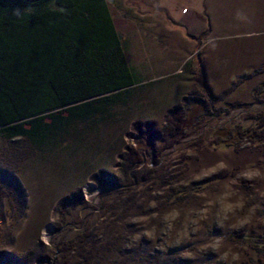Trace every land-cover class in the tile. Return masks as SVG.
<instances>
[{"label":"rangeland","instance_id":"374dc122","mask_svg":"<svg viewBox=\"0 0 264 264\" xmlns=\"http://www.w3.org/2000/svg\"><path fill=\"white\" fill-rule=\"evenodd\" d=\"M137 4H109L119 31L122 9L134 7L139 13ZM194 65L196 70L202 66L210 88L226 81L209 74L207 66L218 69L216 61L203 58ZM232 80L226 91L211 97L198 92L193 81L187 95L199 94L205 101L209 115L204 124L168 149L158 138L156 152L143 153L127 175L117 165L125 149L135 147L131 125L150 122L141 117L139 102L125 104L113 95L54 112L26 134L0 129V264H264V251L244 238L264 236V176L251 181L240 176L247 169L264 173V138L236 148L211 144L216 125L257 126L264 116V90L256 96L252 90L264 81V73ZM225 103L239 106L213 120L211 114ZM162 124L156 122L154 130ZM101 171L114 187L96 186L93 177ZM226 186L247 200L243 212L228 219L221 215L219 200ZM76 194L82 195V205L56 212L59 201ZM252 206L251 221L240 225L239 218ZM229 250L240 255L238 262L222 259Z\"/></svg>","mask_w":264,"mask_h":264},{"label":"trees","instance_id":"16d2710c","mask_svg":"<svg viewBox=\"0 0 264 264\" xmlns=\"http://www.w3.org/2000/svg\"><path fill=\"white\" fill-rule=\"evenodd\" d=\"M111 21L105 0H0V129L26 134L54 112L89 105L106 93L131 85ZM261 72L264 62L256 70ZM194 86L198 92L213 95L200 65ZM262 90L264 81L253 88L252 95ZM205 105L202 96L189 94L166 112L160 130H154L153 122L132 124L136 144L120 156L119 172L127 175L141 163L143 153H155L158 138L163 149L179 145L189 129L196 131L204 124L209 115ZM237 105L225 103L211 114L212 119L220 121ZM212 138L216 148H236L244 141L257 144L264 138V116L254 128L216 125ZM93 180L105 190L115 186L102 171ZM2 197L0 191V200ZM83 203L81 194L66 197L59 201L56 212ZM244 238L256 250L264 251V236Z\"/></svg>","mask_w":264,"mask_h":264},{"label":"crops","instance_id":"0c3cea01","mask_svg":"<svg viewBox=\"0 0 264 264\" xmlns=\"http://www.w3.org/2000/svg\"><path fill=\"white\" fill-rule=\"evenodd\" d=\"M134 1L140 11L124 7L119 31L109 8L113 0H105L131 85L98 98L115 95L125 104L139 102L141 117L156 123L190 93L194 63L203 58L218 63L214 71L207 66L212 77L226 79L210 84L214 95L226 91L232 79L242 74L264 73H256L264 62V0ZM206 30L210 31L207 37ZM133 121L130 116L129 124Z\"/></svg>","mask_w":264,"mask_h":264},{"label":"clouds","instance_id":"9594fccd","mask_svg":"<svg viewBox=\"0 0 264 264\" xmlns=\"http://www.w3.org/2000/svg\"><path fill=\"white\" fill-rule=\"evenodd\" d=\"M240 176L249 181L260 178L264 176L259 169H247L240 173ZM237 181L233 180L231 183L235 184ZM235 197V198H233ZM220 200V212L224 219H228L230 215H235L237 212H243L246 207L247 200L242 194H237L230 186H226V190ZM255 206L248 207L247 214L239 218V224L244 225L251 221L252 215L255 213ZM221 241L217 240L214 244V247H220ZM231 259L233 262H238L240 260V255L235 252L226 251L222 259L228 260Z\"/></svg>","mask_w":264,"mask_h":264},{"label":"bare ground","instance_id":"6f19581e","mask_svg":"<svg viewBox=\"0 0 264 264\" xmlns=\"http://www.w3.org/2000/svg\"><path fill=\"white\" fill-rule=\"evenodd\" d=\"M46 233H47V232H46ZM46 233L43 234V236H44L43 238H44V239H47V237H48V234H46Z\"/></svg>","mask_w":264,"mask_h":264}]
</instances>
